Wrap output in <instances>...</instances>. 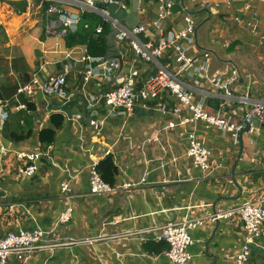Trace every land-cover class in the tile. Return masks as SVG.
<instances>
[{
  "label": "crops",
  "instance_id": "crops-1",
  "mask_svg": "<svg viewBox=\"0 0 264 264\" xmlns=\"http://www.w3.org/2000/svg\"><path fill=\"white\" fill-rule=\"evenodd\" d=\"M205 2L187 0V6L199 10ZM158 7L157 2L142 0L145 12L140 24L155 22ZM186 16L170 14L163 22L164 35L184 29ZM199 16L202 18L197 24L207 18L206 14ZM217 20V34L210 44L201 43L198 32L203 49L197 48L193 54H212L210 76H230L238 67L244 83L234 85L235 94L250 92L254 99L264 100V0H227L213 13L211 21ZM149 34L153 39L159 36L152 28ZM143 40L148 38L143 36ZM122 46L126 67L119 82L125 81L133 67L143 77L156 72L154 64L136 59L126 44ZM67 49L75 60L68 78V101L40 92L32 96L17 93L18 87L28 83L35 73L43 79L61 73ZM53 50L59 54H53ZM84 53L83 46L67 48L64 38L45 34L42 6L38 10L30 4L19 13L9 2L0 3V111L9 116L0 127V236L10 231L42 229L53 231L50 240L93 241L39 252L24 262L13 257L10 264H172L166 256L169 246L165 241L147 242L145 239L152 240L153 234L135 233L200 217H206V222L191 234V264H235L245 243L243 222L236 214L215 221L212 217L229 213L264 193L263 127L257 124L252 131L243 132L238 144L230 133L223 134L201 121L164 131L170 121L180 120L172 114L178 101L170 92L131 115L106 117V111L92 107L89 99L113 83L98 75L86 80L89 67L99 68L102 61L95 58L91 63L82 62ZM171 58L173 55L165 56L160 62L167 63ZM203 89L217 98L194 95L196 102L211 109L209 113L239 121L240 111L233 103L226 106L227 111L215 110L213 100L222 104L223 92L207 81ZM56 113L63 114L65 120L55 143L47 149L48 157L40 162L35 176L21 175L18 152H42L39 133L50 126L51 116ZM182 117L190 118L191 113L183 108ZM93 121L97 126L91 124ZM18 129L20 133L31 129L32 135L19 143L5 137L6 132ZM190 132L212 150L210 170H203L187 156ZM154 136L159 142L148 141ZM109 155L118 168L113 186L129 183L132 187L92 195L89 171ZM65 181L72 189L71 201L61 191ZM68 205L74 209L71 219L53 230ZM163 242L165 248L161 249ZM260 245L261 251L251 256L249 264H264V239Z\"/></svg>",
  "mask_w": 264,
  "mask_h": 264
},
{
  "label": "built area",
  "instance_id": "built-area-1",
  "mask_svg": "<svg viewBox=\"0 0 264 264\" xmlns=\"http://www.w3.org/2000/svg\"><path fill=\"white\" fill-rule=\"evenodd\" d=\"M151 1L157 2L159 5V18L149 25L139 24L133 29L128 28L124 22L111 16L107 9H102L99 6L104 4L108 7L110 4H116L119 8L128 10L130 8L129 0L42 1V3H51L46 11L45 34L47 36H54L59 39L65 38L68 30L74 31L76 29L82 14L85 12L95 13L101 16L105 23L109 24L110 30L112 27L118 29V34L115 37L118 45L126 44L136 59H142L156 66V72L146 77H143L138 69L131 68L124 82L119 85H111L108 90L99 96H92L89 99L91 106L106 111V117H116L118 113L128 116L134 113L136 109L146 108L150 101L157 99L163 93L170 92L178 101V105L172 110V114L178 116L180 120L178 123L170 121L163 128L164 131L201 121L209 127H215L223 134L230 133L234 142L238 144L246 125L250 124V131L253 130L254 125H257L252 122L253 119H256L264 129V100L254 99L250 92L235 94L233 90L234 85L238 84V70L233 69L230 76H210L212 54L209 51L193 54V50L198 48L193 36L197 25L194 17L186 16V26L180 32L164 35L163 22L170 16L168 11L170 2L167 0ZM226 1L206 0L202 7L218 9ZM68 6L74 10H70ZM142 14L140 11V16ZM150 28L159 34L157 39H153L151 34L148 35ZM96 31L100 34L102 27H98ZM143 36L147 37L148 40H143ZM261 40L264 43V36ZM225 46L228 47L229 45ZM52 53L59 54L58 50H53ZM63 55L64 60L67 62L62 66L61 73L51 74L45 79L35 73L28 83L18 87L17 93L32 96L40 92L48 97H56L63 102L68 101L70 96L67 91L68 78L74 69L75 60L73 53L68 49L65 50ZM168 55H173V58L162 64L160 60ZM93 59L95 58L90 57L85 48V53L80 60L91 63ZM97 59L99 62L102 61L100 67H89L86 80L90 76L98 75L105 82L113 83L116 70L119 67L118 60L103 62L104 58ZM204 81L224 93L225 100L222 99L223 103L220 104V111L226 109V106L230 103L236 105L235 110L240 111L239 121H235V119L228 116L224 117L209 113L205 111L201 102L194 100V95H201L209 99L217 98V95L203 89ZM251 87L248 89L250 90ZM20 107L27 110L28 113L30 112L26 105ZM183 108L191 113L190 118L182 117ZM165 110L166 107L164 106L163 111ZM8 118L7 113L0 111V127L4 126ZM91 124L97 126L95 121ZM148 141L159 142V138L154 136ZM186 154L195 165L203 170L211 169L212 150L204 146L194 132L188 134ZM17 157L21 161L20 174L33 177L40 169L41 160L47 158L48 153L47 151H20ZM97 167L98 164L96 163L89 171L90 193L92 195H107L119 189L132 187V184L129 183L121 186H111L103 180ZM61 191L67 201L74 198L68 182L65 181L61 184ZM73 213V207L68 205L53 230H56L59 225L68 223ZM233 214H236L242 220L246 234L245 243L237 255L235 264H248L252 254L249 245H254L261 250L260 241L264 239V193L256 199L242 203L229 213L212 217V220L215 221ZM205 220L206 217H200L183 222H171L162 227L139 231L135 235L153 234L152 240H145L147 242L165 241L169 246L166 256L172 264H191L192 256L189 251L193 244L191 234L195 229L204 225ZM51 232L53 231L25 229L10 231L5 236H0V264H10V259L13 257L20 262H24L39 252L93 242L89 239L50 240L48 237Z\"/></svg>",
  "mask_w": 264,
  "mask_h": 264
},
{
  "label": "trees",
  "instance_id": "trees-1",
  "mask_svg": "<svg viewBox=\"0 0 264 264\" xmlns=\"http://www.w3.org/2000/svg\"><path fill=\"white\" fill-rule=\"evenodd\" d=\"M9 4L15 6L19 13L25 12L26 8L29 6L27 1H11L9 2ZM50 5V2L42 3V8L44 12V23H46V11L49 9ZM98 27H102V32L100 34H98L96 31ZM110 32L111 30L109 24L105 23L101 16L95 13L85 12L80 16V20L77 24L76 29L74 31L68 30L67 35L64 39L67 48L83 46L87 49V53L90 57L104 58L106 56L107 51L109 50L106 37ZM1 99H3V95L0 90V100ZM213 101L215 110H219L221 101ZM30 106H32V104H30ZM64 120L65 118L63 114H53L51 116L50 126L40 131L38 140L41 146L43 147V152H46L48 147L55 143L57 132L63 127ZM31 135V129H29L27 132L23 130L22 133H20V129H18L17 131L13 132H6L5 137H8L12 142L19 143L30 138ZM97 169L100 172L103 180L113 186L118 173V168L114 162L113 157L109 155L104 160L100 161L98 163ZM163 248H165V242H163L161 246V249ZM155 249L156 251H159V248ZM254 254L257 255V253H252L251 256L253 257Z\"/></svg>",
  "mask_w": 264,
  "mask_h": 264
},
{
  "label": "water",
  "instance_id": "water-1",
  "mask_svg": "<svg viewBox=\"0 0 264 264\" xmlns=\"http://www.w3.org/2000/svg\"><path fill=\"white\" fill-rule=\"evenodd\" d=\"M130 1V8L128 10H124L119 8L116 4H110L108 7L104 4H100L99 6L102 9H107L111 16L116 18L117 20H120L124 22V24L130 28H136L140 24V11L141 13H144L145 10L141 9L142 0H129ZM216 9H211L208 7H202L199 10H193L190 9L187 6V0H179L178 2H170L168 11L171 15H177L184 13L190 17H197L202 14H206L207 18L202 20L200 23H198L194 29L193 36L195 39V44L199 49H203L198 42V32L199 29L205 25L206 23L210 22L213 18V13H215ZM118 34L117 28H111V32L107 35V45L109 46V50L106 53V56L103 59V62H107L109 60H118L119 67L116 70L114 81L112 85H119L122 82H119L118 80L121 78V75L124 74L125 71V61H124V51L121 45H118L115 41V37ZM239 74V80L238 84H243L244 79L241 75L240 70L238 67H236ZM227 111V109H226ZM253 123L260 124L256 119H253ZM250 130V124L246 125L243 132H248ZM42 162L45 161V159L41 160ZM3 193H0V196H2ZM249 249L252 251V253H259V249L256 248L254 245H249Z\"/></svg>",
  "mask_w": 264,
  "mask_h": 264
},
{
  "label": "rangeland",
  "instance_id": "rangeland-1",
  "mask_svg": "<svg viewBox=\"0 0 264 264\" xmlns=\"http://www.w3.org/2000/svg\"><path fill=\"white\" fill-rule=\"evenodd\" d=\"M11 1H20V0H1L0 3L11 2ZM22 1H27V2H29L34 8L40 10V9H41V6H42V1H46V0H22ZM29 3H28V5H30ZM10 5H12V4H10ZM190 5H191V4H190ZM12 6H13V5H12ZM201 18H202V16L194 17V19H195L196 22H199V21L201 20ZM217 23H218V20H217V22H215V21H210V22L208 23L209 26H206V27H208V28H206V27H202V28L200 29V31H199V35H200L202 38H201V40L199 39V41H200L201 43H203V42H206V43H208V44L211 43V42H209V40H212V39L215 37V35L217 34V33H216V29H217V27H218V24H217ZM205 111L212 112L211 109H207V110L205 109ZM248 264H249V262H248Z\"/></svg>",
  "mask_w": 264,
  "mask_h": 264
},
{
  "label": "bare ground",
  "instance_id": "bare-ground-1",
  "mask_svg": "<svg viewBox=\"0 0 264 264\" xmlns=\"http://www.w3.org/2000/svg\"><path fill=\"white\" fill-rule=\"evenodd\" d=\"M12 19H14V18H12ZM5 22V21H4ZM7 22V21H6ZM11 22V21H10ZM12 32H13V30H12Z\"/></svg>",
  "mask_w": 264,
  "mask_h": 264
},
{
  "label": "clouds",
  "instance_id": "clouds-1",
  "mask_svg": "<svg viewBox=\"0 0 264 264\" xmlns=\"http://www.w3.org/2000/svg\"><path fill=\"white\" fill-rule=\"evenodd\" d=\"M44 159V158H43ZM259 251H261V250H259Z\"/></svg>",
  "mask_w": 264,
  "mask_h": 264
}]
</instances>
